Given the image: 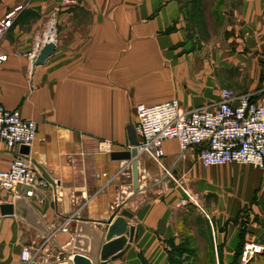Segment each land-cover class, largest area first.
Returning a JSON list of instances; mask_svg holds the SVG:
<instances>
[{
    "label": "crops",
    "instance_id": "crops-1",
    "mask_svg": "<svg viewBox=\"0 0 264 264\" xmlns=\"http://www.w3.org/2000/svg\"><path fill=\"white\" fill-rule=\"evenodd\" d=\"M194 1L0 0V19L23 7L1 42L7 60L0 106L36 124L28 157L57 183L0 191V208L12 207L11 215L0 213V264H22V251L41 245L37 264L56 262L68 247L94 260L99 244L107 243L102 222L121 206L132 214L133 239L109 264H169L168 243L179 246L191 234L213 241L216 264L233 263L241 232L243 244L264 242V206L245 207L264 195L257 189L264 170L244 165L247 185L237 190L230 177L236 169L205 168L199 148L181 153L168 140L162 164L169 174L140 155L133 194L130 165L101 150L103 142L112 152L128 150L126 127L135 124L140 103L176 100L187 110L218 102L228 89L250 94L264 109V0H223L232 22L222 9L217 14L232 48L222 57L188 38L183 2ZM49 41L54 53L33 67ZM14 156L0 143V171ZM189 193L201 203L192 204ZM244 207L251 218L245 225ZM263 256L252 261L264 264ZM193 257L183 254L182 263L193 264Z\"/></svg>",
    "mask_w": 264,
    "mask_h": 264
},
{
    "label": "built area",
    "instance_id": "built-area-1",
    "mask_svg": "<svg viewBox=\"0 0 264 264\" xmlns=\"http://www.w3.org/2000/svg\"><path fill=\"white\" fill-rule=\"evenodd\" d=\"M69 3L71 0H63V5ZM22 8L16 7L0 19V68L7 60L1 51V42ZM134 127L138 137L135 147L138 157L146 155L167 174L162 158L163 143L168 140H176L181 153L199 148L198 160L205 168L239 164L264 170V109L253 101L250 94H236L223 89L218 102L187 110L176 100L151 106L140 103L135 106ZM35 136L36 124L33 121L24 120L17 111L0 106V143L15 153L9 168L0 171V191L12 192L18 187L44 188L48 185L29 157L18 153L21 146L30 148ZM101 150L111 153L113 145L103 142ZM41 248L42 245L24 249L21 262L37 263ZM262 254L264 242H246L239 261L248 264Z\"/></svg>",
    "mask_w": 264,
    "mask_h": 264
},
{
    "label": "rangeland",
    "instance_id": "rangeland-1",
    "mask_svg": "<svg viewBox=\"0 0 264 264\" xmlns=\"http://www.w3.org/2000/svg\"><path fill=\"white\" fill-rule=\"evenodd\" d=\"M183 4H184L186 16H187L184 21L186 22L185 32L188 38L191 39L194 37L195 39L194 43L197 46H199V48H202L203 44L204 45L208 44L207 46L211 52L212 57H222V56H225L226 53L228 52L230 53L232 44H229L228 42H226L228 33L225 32V26L223 25L222 17L217 14L219 10L222 9L223 11H225V14H226L225 20L227 21V24L232 22V19L230 18V16L227 15V13L229 12L226 10L228 6L227 3H226V7L225 6L223 7V4H224L223 0H203L199 2V11L197 10L198 3L196 4L197 9H195L196 6L194 7V3L183 2ZM201 16H203V19H201ZM207 40H209V42ZM224 167L225 168L230 167V168L236 169L235 171L236 174H233V173L230 174V177L234 178V179H231V181L233 180V187L234 185H236L237 187H239L237 188V190H243L247 185V181L245 183V179H246L248 170H245L243 168L245 166L239 165V164H228ZM222 175L223 173L220 174V176ZM257 187H258L257 188L258 192L262 193L264 191V179L259 185H257ZM189 194L192 196V201H191L192 204L194 202L197 204L201 203L200 197H196L195 194H191V193ZM247 204L248 205H246L245 207L259 204L258 206H260L261 209L263 210L264 195L261 197V200L257 198H253ZM245 207L243 208L244 210L242 209L243 212L240 214V220L243 225L250 222V219H251L249 218L250 215L248 214ZM251 222H256L257 224H259L258 217H252ZM185 244L189 245L191 248L195 250V257H193L194 260L192 261L193 264H210L212 260L216 261L215 252H214V244L212 240L208 242L206 239L205 241L200 240L197 236H193L192 234L187 235V236L184 235V241L182 245H185ZM171 248L172 249L170 252L172 254H175L176 252H178V250L174 249L173 247ZM258 261L259 260H256L255 262L252 261L251 263L256 264ZM237 262H238V259H237ZM261 262L262 263L264 262V256L262 257Z\"/></svg>",
    "mask_w": 264,
    "mask_h": 264
},
{
    "label": "water",
    "instance_id": "water-1",
    "mask_svg": "<svg viewBox=\"0 0 264 264\" xmlns=\"http://www.w3.org/2000/svg\"><path fill=\"white\" fill-rule=\"evenodd\" d=\"M55 48V44L52 41L45 43L39 50L38 54L33 58V67L43 65L54 53ZM126 135L128 150L113 151L110 153V159L112 161L127 162L130 165L132 190L133 194H136L139 190L138 153L135 149L138 145V137L132 123L126 127ZM29 152V147L21 146L19 148V154L21 155L28 157ZM32 164L39 171L41 178L55 189L57 183H55L40 167L36 166L34 162H32ZM122 207L123 206L118 207V209L113 212L106 221L102 222L104 225L103 238L107 243L101 242L99 244L96 259L93 260L86 255L80 254L76 249L68 247L65 250L58 252L56 262L48 264H106L122 258L132 242L134 233V228L128 224V220L132 218V214ZM0 213L2 216L11 215V205L2 206L0 208ZM114 237H116V239L111 240ZM22 264L37 263L30 262Z\"/></svg>",
    "mask_w": 264,
    "mask_h": 264
},
{
    "label": "trees",
    "instance_id": "trees-1",
    "mask_svg": "<svg viewBox=\"0 0 264 264\" xmlns=\"http://www.w3.org/2000/svg\"><path fill=\"white\" fill-rule=\"evenodd\" d=\"M199 0L194 1L192 3H194V7L195 9H197V3H198V11H199ZM200 13V12H199ZM201 19H203V16H201ZM243 232L240 233V244L235 252V258L232 264H236L237 263V259H239L242 247H243ZM189 241V240H187ZM169 244V251H168V259H169V264H183L182 260H181V256L185 253H188L190 255H194L195 256V250L193 248H191L189 245H179V246H175L172 243H168ZM171 247H173L174 249L178 250V252H176L175 254H172L171 251ZM177 260V261H176ZM210 264H215V261H211Z\"/></svg>",
    "mask_w": 264,
    "mask_h": 264
}]
</instances>
